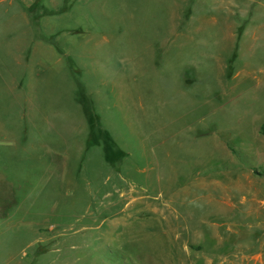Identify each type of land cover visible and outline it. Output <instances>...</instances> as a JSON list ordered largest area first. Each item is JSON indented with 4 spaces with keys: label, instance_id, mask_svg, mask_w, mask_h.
Listing matches in <instances>:
<instances>
[{
    "label": "rangeland",
    "instance_id": "374dc122",
    "mask_svg": "<svg viewBox=\"0 0 264 264\" xmlns=\"http://www.w3.org/2000/svg\"><path fill=\"white\" fill-rule=\"evenodd\" d=\"M263 124L264 0H0V264H264Z\"/></svg>",
    "mask_w": 264,
    "mask_h": 264
},
{
    "label": "crops",
    "instance_id": "0c3cea01",
    "mask_svg": "<svg viewBox=\"0 0 264 264\" xmlns=\"http://www.w3.org/2000/svg\"><path fill=\"white\" fill-rule=\"evenodd\" d=\"M38 144L40 145L41 142H38ZM40 147H42V145H41ZM57 169H58V167H57ZM0 183H3V184H0V185H3V186H1V189H2L3 191H4V190H11V187H9L10 184H9V183L7 184V182L3 181V180L1 179V177H0ZM2 198L5 199V200H7V199L9 198V195L6 196V195H4V193L2 192ZM6 204H8V202H7Z\"/></svg>",
    "mask_w": 264,
    "mask_h": 264
},
{
    "label": "trees",
    "instance_id": "16d2710c",
    "mask_svg": "<svg viewBox=\"0 0 264 264\" xmlns=\"http://www.w3.org/2000/svg\"><path fill=\"white\" fill-rule=\"evenodd\" d=\"M260 134L264 136V124L260 128Z\"/></svg>",
    "mask_w": 264,
    "mask_h": 264
}]
</instances>
